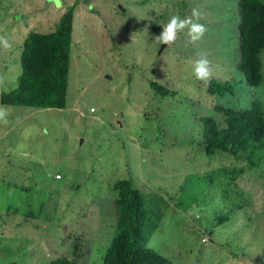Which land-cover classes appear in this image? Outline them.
Here are the masks:
<instances>
[{
	"label": "rangeland",
	"instance_id": "1",
	"mask_svg": "<svg viewBox=\"0 0 264 264\" xmlns=\"http://www.w3.org/2000/svg\"><path fill=\"white\" fill-rule=\"evenodd\" d=\"M239 1L81 0L66 107L0 102V264H103L117 230L113 186L125 178L146 197L150 220L161 215L147 243L173 264H264V168L208 157L199 142L200 117L223 121L219 106L256 100L264 109V81L250 87L237 70ZM74 2L0 0V36L12 45L0 46V94L18 86L29 35L55 31ZM193 8L207 27L202 40H156L172 15ZM202 54L207 82L194 75ZM212 79L234 94H211Z\"/></svg>",
	"mask_w": 264,
	"mask_h": 264
},
{
	"label": "trees",
	"instance_id": "2",
	"mask_svg": "<svg viewBox=\"0 0 264 264\" xmlns=\"http://www.w3.org/2000/svg\"><path fill=\"white\" fill-rule=\"evenodd\" d=\"M80 2L75 0L66 7L55 31L29 35L22 51V74L18 86L1 92V104L66 107L75 10ZM238 13L241 60L237 70L243 74L248 86L258 87L264 81V0H240ZM151 87L162 96L171 92L156 81L151 82ZM208 91L219 96L234 94V85L229 81L212 79ZM218 109L225 113L223 121L213 114L200 117L202 137L199 142L205 155L228 154L250 168L260 165L264 168L262 104L255 100L245 109L221 106ZM245 165L242 167L245 168ZM113 188L118 194L115 200L117 230L103 264H173L169 258L148 246L147 242L158 228L161 215L156 222L150 220V206L141 189L127 178L118 179ZM51 264H74V261L62 257Z\"/></svg>",
	"mask_w": 264,
	"mask_h": 264
},
{
	"label": "clouds",
	"instance_id": "3",
	"mask_svg": "<svg viewBox=\"0 0 264 264\" xmlns=\"http://www.w3.org/2000/svg\"><path fill=\"white\" fill-rule=\"evenodd\" d=\"M52 3L59 6V0H51ZM201 13L199 9L193 8L191 16L181 17L180 15H172L162 30L155 38L163 45L174 44L180 37V34L186 33L192 43H196L203 39L207 32L205 24L200 23ZM0 46L4 49H10L12 45L4 36H0ZM194 75L196 79L208 81L212 76L211 61L207 55L202 54L196 61L194 66ZM8 110L6 107H0V121L7 123Z\"/></svg>",
	"mask_w": 264,
	"mask_h": 264
},
{
	"label": "built area",
	"instance_id": "4",
	"mask_svg": "<svg viewBox=\"0 0 264 264\" xmlns=\"http://www.w3.org/2000/svg\"><path fill=\"white\" fill-rule=\"evenodd\" d=\"M57 178H61V175H60V174H58V175H57Z\"/></svg>",
	"mask_w": 264,
	"mask_h": 264
},
{
	"label": "crops",
	"instance_id": "5",
	"mask_svg": "<svg viewBox=\"0 0 264 264\" xmlns=\"http://www.w3.org/2000/svg\"><path fill=\"white\" fill-rule=\"evenodd\" d=\"M2 92V91H1Z\"/></svg>",
	"mask_w": 264,
	"mask_h": 264
}]
</instances>
